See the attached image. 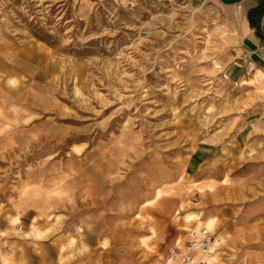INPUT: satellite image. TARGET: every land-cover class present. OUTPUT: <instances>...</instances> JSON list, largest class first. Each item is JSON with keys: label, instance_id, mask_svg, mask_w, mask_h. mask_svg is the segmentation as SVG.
Listing matches in <instances>:
<instances>
[{"label": "rangeland", "instance_id": "374dc122", "mask_svg": "<svg viewBox=\"0 0 264 264\" xmlns=\"http://www.w3.org/2000/svg\"><path fill=\"white\" fill-rule=\"evenodd\" d=\"M238 24L213 1L0 0V264L96 245L165 264L231 197H264V73Z\"/></svg>", "mask_w": 264, "mask_h": 264}, {"label": "crops", "instance_id": "0c3cea01", "mask_svg": "<svg viewBox=\"0 0 264 264\" xmlns=\"http://www.w3.org/2000/svg\"><path fill=\"white\" fill-rule=\"evenodd\" d=\"M191 1L198 6L213 1L234 8L239 15L240 57L245 63L253 64V71L264 73V0ZM250 22L256 24L258 32ZM234 184L238 185V182L234 181ZM221 217L217 223L215 218L199 222L208 224L213 235L214 244L207 264H264V197L247 199L231 197L230 201L225 202ZM214 226L216 229L213 232ZM186 241L185 233V236L172 247L176 244L181 246ZM102 253V247L91 246L89 252L80 251L74 260L65 261V264H104L103 258H98ZM218 255L223 260L219 263ZM29 259L28 255L27 261L20 262L16 259V262L34 264ZM51 264H56L54 257Z\"/></svg>", "mask_w": 264, "mask_h": 264}, {"label": "built area", "instance_id": "2783aa9c", "mask_svg": "<svg viewBox=\"0 0 264 264\" xmlns=\"http://www.w3.org/2000/svg\"><path fill=\"white\" fill-rule=\"evenodd\" d=\"M249 71L253 70V64L247 63ZM22 227L19 225L17 231ZM187 241L183 245H175L168 251L165 264H207V258L211 255L213 235L206 227L189 228L186 231Z\"/></svg>", "mask_w": 264, "mask_h": 264}, {"label": "bare ground", "instance_id": "6f19581e", "mask_svg": "<svg viewBox=\"0 0 264 264\" xmlns=\"http://www.w3.org/2000/svg\"><path fill=\"white\" fill-rule=\"evenodd\" d=\"M1 80H2V78H1ZM0 95H1V91H0ZM15 222H13V224H14ZM203 224V223H202ZM209 231H211L210 230V228L209 227H206ZM180 244V243H179ZM214 244V243H213ZM177 245V244H176ZM212 247H213V245H212ZM212 247H211V252H212ZM210 258H211V255L207 258V263L209 262V260H210Z\"/></svg>", "mask_w": 264, "mask_h": 264}, {"label": "trees", "instance_id": "16d2710c", "mask_svg": "<svg viewBox=\"0 0 264 264\" xmlns=\"http://www.w3.org/2000/svg\"><path fill=\"white\" fill-rule=\"evenodd\" d=\"M250 25L253 26V27H255L256 32H258V27L256 26V24L250 22Z\"/></svg>", "mask_w": 264, "mask_h": 264}]
</instances>
